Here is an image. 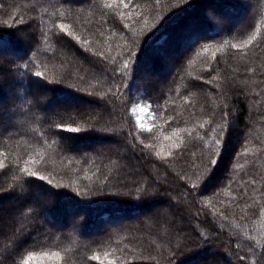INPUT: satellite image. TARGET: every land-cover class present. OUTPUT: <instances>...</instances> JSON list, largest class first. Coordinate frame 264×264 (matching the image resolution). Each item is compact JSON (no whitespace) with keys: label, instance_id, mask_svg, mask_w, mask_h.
Returning <instances> with one entry per match:
<instances>
[{"label":"trees","instance_id":"1","mask_svg":"<svg viewBox=\"0 0 264 264\" xmlns=\"http://www.w3.org/2000/svg\"><path fill=\"white\" fill-rule=\"evenodd\" d=\"M48 256L264 264V0H0V264Z\"/></svg>","mask_w":264,"mask_h":264},{"label":"rangeland","instance_id":"2","mask_svg":"<svg viewBox=\"0 0 264 264\" xmlns=\"http://www.w3.org/2000/svg\"><path fill=\"white\" fill-rule=\"evenodd\" d=\"M223 11H221L222 13ZM213 17H218L220 19L225 18L223 15L219 16V14H212ZM131 114L133 115L135 122L137 124V126L139 128H141L142 130H149L151 128V122H152V118H153V113L150 109V105L149 103L143 102V101H138L135 102L130 110ZM234 136V135H233ZM233 136H232V140H233ZM52 259L54 260V258H49V256L47 257L46 260H44L43 258H41L39 260V262L41 264H48V263H53L56 260H54L52 262ZM50 263V264H51Z\"/></svg>","mask_w":264,"mask_h":264},{"label":"snow or ice","instance_id":"3","mask_svg":"<svg viewBox=\"0 0 264 264\" xmlns=\"http://www.w3.org/2000/svg\"><path fill=\"white\" fill-rule=\"evenodd\" d=\"M73 131H76V129H72Z\"/></svg>","mask_w":264,"mask_h":264}]
</instances>
